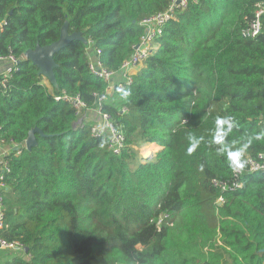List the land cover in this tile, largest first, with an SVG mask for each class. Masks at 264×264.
Segmentation results:
<instances>
[{
	"label": "trees",
	"instance_id": "1",
	"mask_svg": "<svg viewBox=\"0 0 264 264\" xmlns=\"http://www.w3.org/2000/svg\"><path fill=\"white\" fill-rule=\"evenodd\" d=\"M170 2L0 0V55L18 60L0 87V138L21 145L31 128L42 132L30 150L6 156L0 235L30 255L6 264H264V174L244 170L234 190L212 184L237 168L222 147L242 151L240 169L264 153V22L242 36L264 0H189L132 83L111 94L89 72L87 50L118 71L143 33L139 21ZM65 22L86 42L54 54L49 90L23 54L56 41ZM61 90L89 107L105 96L102 110L124 135L119 154L88 124L74 125L73 108L54 100ZM226 117L235 126L215 143ZM189 134L204 138L191 154ZM147 143L162 149L141 157L135 147Z\"/></svg>",
	"mask_w": 264,
	"mask_h": 264
},
{
	"label": "built area",
	"instance_id": "2",
	"mask_svg": "<svg viewBox=\"0 0 264 264\" xmlns=\"http://www.w3.org/2000/svg\"><path fill=\"white\" fill-rule=\"evenodd\" d=\"M188 1L189 0H171L166 9L142 18L139 21V25L142 27L143 33L138 43L133 46L129 58L121 63L118 71L109 70L102 65L98 58V54H100L99 50L94 51L93 59H91V55L87 50L89 72L107 83L108 94H111L116 88L121 89L132 83L135 73H131V70L138 69L151 51L157 48L158 38L162 35L166 22L174 17L177 10L186 8ZM197 1L198 0H192L193 3H197ZM263 22L264 2H260L255 5L254 18L249 21L247 27L242 30V36L254 38L261 31ZM17 61V58L13 55H0V62L6 64L0 73V87L3 88L6 86L7 81L11 78L12 71L16 70ZM116 75L119 76V79L113 82V78ZM104 99V95H99L96 105L94 107H89L86 102L81 100L79 94H71L65 90H61L54 95L55 101L66 102L73 108L74 114L77 117L74 123L75 126L83 123L82 118L86 111L94 110L100 120L97 122L94 121L89 125L90 136L95 139H107L108 149L115 154H119L123 146L124 135L122 130L117 127L111 115L102 110V102ZM122 110H125V108ZM262 120L264 122V118ZM3 145H6V143L0 138V147ZM7 145L11 147V150L17 151V154L20 153L22 148H25V143L21 145L10 143ZM7 155H3L0 158V231L6 226L3 191L5 189V176L10 171L9 164L6 160ZM244 170L248 172H261L264 174V153H259L255 157L248 156L246 158V169L235 168L233 170L234 176L231 180L224 181L213 179L212 184L221 192L234 190L241 186L237 177L244 173ZM218 202L219 204L222 203L223 198L219 197ZM9 247L21 249L22 245L18 242H7L0 235V248Z\"/></svg>",
	"mask_w": 264,
	"mask_h": 264
},
{
	"label": "water",
	"instance_id": "3",
	"mask_svg": "<svg viewBox=\"0 0 264 264\" xmlns=\"http://www.w3.org/2000/svg\"><path fill=\"white\" fill-rule=\"evenodd\" d=\"M71 40H81L86 42L79 32L68 33L67 23L65 22L61 26L59 37L56 41L44 46L37 44L34 49H27L24 51V57L37 67V74L45 77L53 87H57V82L54 76V68L57 64L53 56ZM36 133H39L40 135L42 134L41 130L37 127H33L28 131L27 137L24 141L26 149L30 150L32 147L36 146ZM24 250L27 252L28 248L25 247Z\"/></svg>",
	"mask_w": 264,
	"mask_h": 264
},
{
	"label": "crops",
	"instance_id": "4",
	"mask_svg": "<svg viewBox=\"0 0 264 264\" xmlns=\"http://www.w3.org/2000/svg\"><path fill=\"white\" fill-rule=\"evenodd\" d=\"M5 66H6V64L4 62H0V73ZM136 71H137V69H132L131 73H135ZM119 76H120V74H119ZM119 76L116 75L113 78V82H116L119 79ZM45 84L48 87V89L51 90L52 85L49 84V82L47 80H46ZM98 120H100V118L98 117V115L95 113L94 110L86 111L84 114V117L82 118V122L84 124H88V125H90L94 121L97 122ZM147 147H149V152L146 154V153H144V149ZM161 149H162V147L157 145L156 143H147V144H144L143 147L139 148L138 150L140 151L139 154L141 157H147L148 155L155 154L156 152H158ZM10 151H11V147H9V145L6 144V145L1 146L0 147V158L3 155H7ZM5 224H6V222H5ZM24 249L25 248H23V247L21 249L20 248H12V247L0 248V251H4L3 255H2V253H0V264H6V263L10 262L12 259H16V258H20L24 261H28L30 258V255H28V250L26 252Z\"/></svg>",
	"mask_w": 264,
	"mask_h": 264
},
{
	"label": "clouds",
	"instance_id": "5",
	"mask_svg": "<svg viewBox=\"0 0 264 264\" xmlns=\"http://www.w3.org/2000/svg\"><path fill=\"white\" fill-rule=\"evenodd\" d=\"M129 93L124 92L123 95L127 96ZM217 130L213 135V142L221 143L223 138L227 135L228 132L235 126L234 122L230 117L226 118H217L216 120ZM259 138V137H258ZM203 137H197L195 135L189 134L188 141L189 147L187 148L188 154H191L195 149L199 146V144L203 141ZM222 152L227 153L228 160L230 161L231 165L237 168H243L244 164L241 161L242 151H232L230 147L224 146L221 148ZM150 156V155H148Z\"/></svg>",
	"mask_w": 264,
	"mask_h": 264
},
{
	"label": "rangeland",
	"instance_id": "6",
	"mask_svg": "<svg viewBox=\"0 0 264 264\" xmlns=\"http://www.w3.org/2000/svg\"><path fill=\"white\" fill-rule=\"evenodd\" d=\"M141 66V65H140ZM139 69V68H138ZM137 69V70H138ZM47 80V79H46ZM46 80H44V82H46ZM48 81V80H47ZM141 147H143V144H138V145H136V149L138 150L139 148H141ZM138 152H140L139 150H138ZM23 247V246H22ZM23 248H25V247H23ZM0 253H2V255L4 254V251H0Z\"/></svg>",
	"mask_w": 264,
	"mask_h": 264
},
{
	"label": "bare ground",
	"instance_id": "7",
	"mask_svg": "<svg viewBox=\"0 0 264 264\" xmlns=\"http://www.w3.org/2000/svg\"><path fill=\"white\" fill-rule=\"evenodd\" d=\"M142 152H143V151H142ZM148 152H149V147H147V148L144 149V153L147 154Z\"/></svg>",
	"mask_w": 264,
	"mask_h": 264
}]
</instances>
